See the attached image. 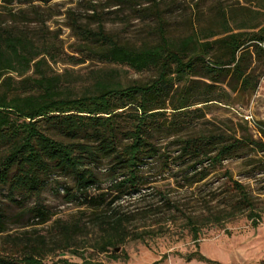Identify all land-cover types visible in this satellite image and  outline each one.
Segmentation results:
<instances>
[{"label":"trees","instance_id":"16d2710c","mask_svg":"<svg viewBox=\"0 0 264 264\" xmlns=\"http://www.w3.org/2000/svg\"><path fill=\"white\" fill-rule=\"evenodd\" d=\"M38 1L48 4L52 0ZM114 2L155 21L158 40L140 46L121 43L101 20L93 29L74 18L71 26L78 42L74 54H68L48 40L37 41L0 22V187H6L9 199L16 201L17 195L40 194L54 176L70 178L72 187L58 189L62 188L68 202L77 200L88 212L82 211L72 221L56 222L55 250L80 255L91 248L117 259L128 241H145L170 230L160 222L157 229L150 225L138 231L132 226L135 211H124L122 206L128 199L148 195L146 190L154 182L149 172L157 162L161 174L171 172L173 165L189 164L191 176L177 173L172 177L191 185L242 149L264 148V143L251 137L205 131L198 123L204 107L214 102L231 106V93L250 96L257 91L262 74L252 66V58L264 56V21L255 22L264 11V0H246L258 10L219 8L209 26L197 27L189 20L191 30L178 36L170 33L162 0H146L148 5L139 0ZM89 60L127 66L138 73L154 71L155 75L146 81L124 82L119 69H92L91 85L78 92L72 86L74 71L52 69L58 62L80 65ZM169 138L179 148L176 156L162 147ZM101 172L110 184L106 195L104 191L94 195L91 191L100 188ZM233 186L238 193L236 210L249 209L257 225L260 215L252 197L240 182L234 181ZM157 192L172 210L169 220L175 224L184 217L183 228L189 229L197 243L198 220L183 213L169 193ZM26 212L42 223L51 217L39 205ZM220 221V216L211 220ZM7 222L0 208V234L7 231ZM89 225L94 228L91 236ZM179 232L183 236L184 230ZM6 238L0 264H103L91 258L81 263L64 258L49 261L51 247L46 237L24 233ZM188 258L214 262L200 253Z\"/></svg>","mask_w":264,"mask_h":264},{"label":"rangeland","instance_id":"374dc122","mask_svg":"<svg viewBox=\"0 0 264 264\" xmlns=\"http://www.w3.org/2000/svg\"><path fill=\"white\" fill-rule=\"evenodd\" d=\"M139 1L143 5L149 4L146 0ZM242 6L258 10L246 0H162L161 4L169 20L170 33L175 36L191 30L190 21L196 23L197 27L211 25L219 8L229 11ZM260 13L256 15L255 22L264 21V11ZM74 18L93 29L98 27L101 20L106 31L121 43L140 46L158 40L155 21L138 17L130 6H115L114 0H52L48 4L38 0L31 3L27 0H0V22L3 26L23 31L37 41L48 40L68 54H74L73 48L78 42L71 26ZM252 60V66L257 73L262 74L257 91L250 96L231 93V106L214 102L204 107V117L198 122L201 129L224 135L248 136L264 143V56L257 59L253 55ZM102 67L119 69L120 79L124 82L146 81L155 75L154 71L138 73L127 66L104 65L93 60L80 65L66 61L52 64L56 73L66 69L74 71L72 86L78 92L91 85L90 71ZM171 141L173 138L162 143V147L166 153L176 156L179 148ZM188 165L179 168L173 165L171 172L162 174L153 166L155 168L149 172V176L154 182L146 190L148 195L135 200L128 199L122 204L124 211H135L132 226L138 231L150 225L157 229L161 224L170 230L163 236L145 238V241H128L122 247L126 255L118 248L117 252L121 254L117 259L110 254L96 253L91 248L82 250L80 255L55 250L56 222L75 220L82 211H87L85 205L77 200L68 202L62 188L58 189L62 185L72 187L70 178L54 176L47 181L40 194L29 197L17 195L16 201L9 199L6 187H0V208L8 218L7 231L0 234V253L7 250L5 242L8 235L11 239L26 233L34 238L46 237L51 247L47 256L49 261L64 258L81 263L84 258H91L103 264H264V148L250 145L242 149L240 154L212 169L204 180L191 185L179 183L172 177L177 173L179 176L189 175L191 170ZM101 173L100 188L91 191L94 195L103 191L106 195L110 184L104 173ZM234 181L244 185L255 202V211L260 215L257 225L249 216V209L243 212L236 210L238 193L233 186ZM158 190L169 193L183 213L198 220L200 232L197 243L189 229L183 228L184 217H180L175 224L169 220L172 210L164 204ZM17 202H21V206ZM35 205L45 207L51 213L48 221L42 223L26 212ZM217 216L221 217V221L211 222ZM93 229L89 225L87 231L90 236ZM180 230H184L183 236L179 234ZM194 253H200L214 262L195 258L189 260V255Z\"/></svg>","mask_w":264,"mask_h":264}]
</instances>
